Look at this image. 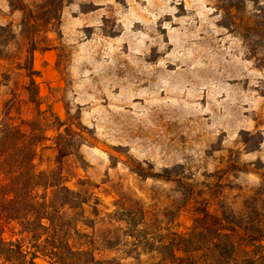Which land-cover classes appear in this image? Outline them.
I'll return each mask as SVG.
<instances>
[{
	"label": "rangeland",
	"instance_id": "obj_1",
	"mask_svg": "<svg viewBox=\"0 0 264 264\" xmlns=\"http://www.w3.org/2000/svg\"><path fill=\"white\" fill-rule=\"evenodd\" d=\"M50 3L0 0V124L40 118L38 168L89 200L72 248L171 264L148 249L202 210L246 216L264 192V0ZM30 38L42 114L26 90ZM59 134L72 152L60 166ZM139 209L140 227L120 219ZM240 239L242 264L255 249Z\"/></svg>",
	"mask_w": 264,
	"mask_h": 264
},
{
	"label": "trees",
	"instance_id": "obj_2",
	"mask_svg": "<svg viewBox=\"0 0 264 264\" xmlns=\"http://www.w3.org/2000/svg\"><path fill=\"white\" fill-rule=\"evenodd\" d=\"M59 1L51 0L50 4ZM6 31L0 28V32ZM30 32L35 35L38 30L33 26ZM35 51V41L30 38L26 90L30 102L42 114L34 79L38 76L33 68ZM64 126L59 122V129ZM44 128L40 118L21 120L19 124L5 120L0 124V264H37L38 259L49 264H119L115 260L99 261L90 250L72 248L70 240L79 236L76 217L89 200L66 185L60 168L53 171L38 168L39 149L47 141ZM63 140L64 135L59 134L56 143L59 166L64 157L72 154L65 150L69 145L63 147ZM262 196L264 192L259 190L247 201L244 217L226 212L211 215L202 210L189 233H169L156 242L157 247L148 241L147 245H152L148 250L157 251L163 261L171 264H239L235 255L239 237L255 249L253 259L242 264H264ZM124 211L120 219L130 227L143 224V210L139 209L136 215L132 210L126 214Z\"/></svg>",
	"mask_w": 264,
	"mask_h": 264
},
{
	"label": "crops",
	"instance_id": "obj_3",
	"mask_svg": "<svg viewBox=\"0 0 264 264\" xmlns=\"http://www.w3.org/2000/svg\"><path fill=\"white\" fill-rule=\"evenodd\" d=\"M99 11H100V10H97L96 12H94V14H93V15H94V16H97V15H98V13H100Z\"/></svg>",
	"mask_w": 264,
	"mask_h": 264
}]
</instances>
